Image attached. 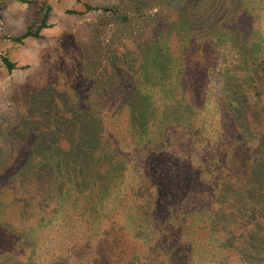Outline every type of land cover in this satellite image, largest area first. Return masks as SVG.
I'll return each instance as SVG.
<instances>
[{"label": "rangeland", "instance_id": "1", "mask_svg": "<svg viewBox=\"0 0 264 264\" xmlns=\"http://www.w3.org/2000/svg\"><path fill=\"white\" fill-rule=\"evenodd\" d=\"M213 3V0H0V264H25L28 261V264H44L43 261L46 263L57 252L58 245L55 243L62 241L60 233L56 232L58 225L54 221L45 224L41 209L45 211L49 208L53 212L52 204L46 208L44 200L53 196L55 185H52L57 179H66L65 173L59 171L61 166L58 170L56 161L62 160L66 155L70 159L69 152L75 148L70 142L65 121L55 122L54 119L61 104L75 99L80 102L81 107L94 108L101 113L103 142L98 148L104 145L105 154L99 159L100 165H96L97 168L100 166L104 169L108 165L107 154L112 150L113 156L120 160L118 163L127 161L129 170L127 168L124 172L118 171L117 176H110L112 181L109 185L114 184L116 187L119 180L123 179V182L104 203L91 202L87 205L83 199L88 197V190L73 189V207L66 210L70 219L68 226L81 242H85L87 235L94 237L96 229L101 231L100 241L96 243H104L107 237L112 239L119 231L131 234L135 230L137 234L141 232L137 227L145 222V214L150 209L142 203L141 206L133 205V201L138 198L132 197L134 193L131 192L136 191L133 183L137 180L133 177H138L134 173L137 159L135 153L144 144L137 143V138L129 132V104L133 106L134 99L137 101L143 97L144 85H153L155 90L163 91L162 97L157 102H150L147 110L150 115L148 130L151 135H159L160 129L153 122L159 124L164 120L158 116L159 109L156 106L164 105L162 102L167 98L164 97L165 91L173 87L172 82L179 79L180 75L183 76L182 82L191 84L199 92V96L202 97L206 89L207 95L215 102L225 98L223 92L225 84H228L225 73H238L237 78L234 75L233 81L243 83L249 72L248 67H239L241 64L234 51L224 50L220 41L212 43L210 39L213 36L205 28L201 25L190 28L177 22L180 20L177 15L174 18L177 20L172 24L161 25L164 31L161 33L165 35L164 49L170 54V58L168 56L165 61L176 64L175 73L164 77L162 71L155 69L151 63L155 50L150 45L145 48L146 45L143 44L144 40H149L160 20H163L161 14L166 13L165 7L175 8L181 17L189 20L192 14L188 9L194 8L196 12H201L204 8L209 9ZM247 4H250L249 0H244L236 7ZM179 5L188 6V9H179ZM48 8L50 26L42 30V37H32L21 45L14 44L11 37L24 33L29 26L37 28ZM112 9L117 13L114 14ZM125 16L130 19L125 20ZM213 19L216 20L215 17ZM217 20L222 18L217 16ZM135 44H138L137 49ZM124 46L129 55L125 54L122 57L124 60L119 59L117 65L113 66L110 64L109 51H123ZM3 55H9L19 67L8 72L1 65ZM96 55L98 67L92 71L87 64ZM142 65L143 67H139ZM141 69L147 72L145 78ZM261 73L263 77L264 70ZM104 84L108 85L105 90ZM247 85L252 87L254 83ZM191 88L188 87L183 99L190 104L187 108L193 106L194 110H185L188 114L180 113L179 116L173 113L168 115L174 117L171 123L175 118L189 120V127L181 126V135L188 147L184 148L185 144L183 147L176 145L173 155L175 159L182 161L192 159L190 165L195 164L197 150L208 145L210 139L206 132L198 140L193 139L192 128L204 125L206 117L209 118L208 121L214 119L213 111L206 114L202 110L203 104L200 106L198 99L194 100ZM250 96H253L251 91ZM253 102V110L244 116L243 124L235 125L236 130L244 131V134V127L256 129V126H264V94L261 99ZM67 115L71 117V112L65 113L66 119ZM112 134H115L114 138H108ZM253 134L251 132L245 139L249 137L248 140L254 142L257 137ZM47 135L50 136L47 138ZM239 140L244 141L241 138ZM40 141L42 146H38ZM191 149L193 155H189ZM52 150L56 157L52 155ZM33 151L37 154H33ZM153 151L156 153L155 149ZM249 157L251 158L250 150L248 155L242 156L244 166L249 164ZM61 162L63 164L67 161ZM137 165L141 166L138 162ZM72 178L71 181L74 182V176ZM77 178L76 181L79 180ZM199 186H203V182ZM110 190L107 195L111 193ZM95 196L89 197L94 199ZM207 207L195 209L199 212L194 214H190L188 210H179L184 211L180 214L184 220L177 222L181 229L193 228V224L197 223L192 239L198 246L207 247L203 258L196 256L198 264H205L206 259L216 261L214 252L221 243L211 234L215 230L212 226L214 215L208 212ZM95 214H99L96 222ZM134 218L138 220L135 224ZM185 241L191 239L185 238ZM35 244H38L37 255L33 254ZM32 254L33 258H30ZM50 263L48 261L47 264Z\"/></svg>", "mask_w": 264, "mask_h": 264}, {"label": "trees", "instance_id": "2", "mask_svg": "<svg viewBox=\"0 0 264 264\" xmlns=\"http://www.w3.org/2000/svg\"><path fill=\"white\" fill-rule=\"evenodd\" d=\"M213 1L209 9L204 8L201 12L179 5V9L187 8L192 14L189 20L181 17L175 8L165 7L166 13L161 14L163 20H160V24L153 29L149 40H144L145 48L150 45L155 50L151 63L155 69L162 71L164 77L175 73L176 64H168L165 61L170 54L166 52L167 49H164L165 35L161 33L164 32L161 25L172 24L177 20H174L177 15L180 19L177 22L188 25L190 28L198 25L205 28L208 34L213 36L210 41L212 43L220 41L223 43L220 45L224 50L234 51L241 64L239 67L241 69L248 67L249 72L246 73V81L243 83L233 81L235 73L233 75L225 73L228 81V84H225V91H222L225 98L215 102H212L211 96L207 95L206 89L203 91V96H199V92L191 84L182 82L183 76L180 75L179 79L172 82L173 87L165 91L164 97L167 96V98L165 97L166 100L162 102L164 105L156 106L159 109L158 116L164 120L159 124L153 122V125L160 129L159 135H151L148 130L150 115L147 114V110L150 102H157L159 97H162L163 91L155 90L153 85H144L142 86L143 97L138 98L137 101L134 99L133 106L129 104L131 108L129 132L137 138V143L144 144L143 148L135 153L137 159L134 164V173L138 174V177H133L137 180L133 183L136 191L131 193H134L132 197L136 196L138 199L132 204L141 206L142 203L150 209V212L145 214V222L137 227L141 231L139 234L136 230L132 234L119 231L117 235H113L112 239L107 237L104 243H96L100 241L98 239L101 233L99 229H96L94 234L98 236L97 239L95 236L87 235L85 242H81L69 228L70 219L66 210L73 207L72 190L87 189L88 197L83 199L87 205L91 202L92 204H98L101 201L104 203L123 182V179L119 180L116 187L114 184L109 185L112 181L110 176H117L118 171L124 172L128 167L126 160L118 163L120 160L113 156L111 150L107 154L108 165L104 169L100 166L99 169L97 168L96 165H100L99 159H102L105 154L104 145L98 148L103 142L100 112L94 108L81 107L77 99L73 102H64L57 108L58 114L55 115L54 120L55 122L65 121L70 142L75 149L69 152L70 159H67L66 155L61 158L62 160L56 161L58 170L61 166L62 169L59 171L65 173L66 179L56 178L52 185H55L53 196L44 200V203H47L46 208L52 204L53 212L48 210L49 208L45 211L41 209L45 224L56 222L58 225L56 232H59L62 238V241L55 243L58 245L55 255L46 263L43 261L44 264L48 261L51 262L50 264H198L196 256L203 258L207 247L198 246L192 239L197 223L193 224V228L181 229L177 222L184 220L182 216L180 217L181 212L188 210L190 214L198 213L199 211L195 209L201 210L200 208L204 206H208V212L214 215L212 226L215 230L211 231V234L221 241L214 252L217 260L206 259L205 264H264V126L260 125L261 128L256 126V129L244 127L245 134L244 131H237L235 127L238 123L243 124L244 116L251 113L254 107L253 100L261 99L264 94V74L262 77L261 73L264 70V0H249L250 4L241 7L236 6L244 0H235L237 3L233 0ZM176 8L178 9V6ZM112 12L117 13L113 9ZM217 16L222 20H217ZM48 17L49 8L37 28L33 29L29 26L24 33L11 37L12 42L21 45L32 37H42V30L50 26ZM214 17L216 20L213 19ZM124 19L127 20L128 17L125 16ZM135 46L137 49L138 44ZM122 50L109 51L110 64L116 66L119 59L124 60L122 57L125 54L129 55L125 46ZM98 61L96 55L95 58L90 59L87 67L93 71L98 67ZM1 65L8 72L19 67L9 55L2 56ZM141 72L145 78L146 70L141 69ZM248 83H254V86L250 87ZM189 86L192 87L191 95L194 96V100L198 99L200 106L203 104L202 110L206 114L213 111L212 118H214L208 121L209 118L206 117L207 121L204 125L199 124V128H192L193 139L198 140L205 132L210 137L209 144L197 150V158L192 165H190L192 159L182 161L175 159L173 155L176 145L183 147L185 144L184 148L188 147L181 135V126L187 125L189 120L183 121L178 117L179 120L175 118V121L171 123L174 114L179 116L180 113L188 114L185 110H194L193 106L187 108L190 104L183 99ZM107 87V84L103 85L104 90ZM250 91L253 96H250ZM155 93L159 96L157 97ZM167 100L169 103H166ZM67 112H71V117L67 115L66 119ZM139 113L142 114L141 117ZM171 113L173 115L168 117ZM53 131L56 132V129ZM251 132L257 137L254 142H250L249 137L245 139ZM114 135L108 138H114ZM48 136L50 135L46 137ZM240 138L244 141H240ZM39 144L38 146L43 145L41 141ZM33 147L38 151L36 146ZM248 150L253 158L249 157L247 162L249 164L244 166L242 156L248 155ZM36 151H33L35 152L33 154H37ZM52 151V155L56 157L54 150ZM189 155H193L192 149ZM61 161L67 162L61 164ZM137 162L141 164L140 167L136 166ZM77 175H79L78 178ZM73 176L74 182L71 181ZM76 178L79 179L78 182ZM201 182L203 186H199ZM109 190L111 193L107 195ZM93 195H96V198L89 197ZM39 206L41 208L40 204ZM87 211L89 215V207ZM95 215L96 222L99 214ZM189 217L188 215V219ZM133 222L137 223V218H134ZM69 236L72 238H68ZM185 238H190L191 241L186 242ZM37 247L38 244H35L34 255H37L35 254ZM33 254L30 258H33Z\"/></svg>", "mask_w": 264, "mask_h": 264}]
</instances>
